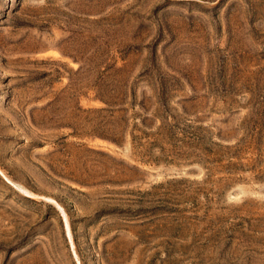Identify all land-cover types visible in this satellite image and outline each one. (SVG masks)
<instances>
[{
  "label": "rangeland",
  "instance_id": "rangeland-1",
  "mask_svg": "<svg viewBox=\"0 0 264 264\" xmlns=\"http://www.w3.org/2000/svg\"><path fill=\"white\" fill-rule=\"evenodd\" d=\"M0 264H264V0H0Z\"/></svg>",
  "mask_w": 264,
  "mask_h": 264
}]
</instances>
